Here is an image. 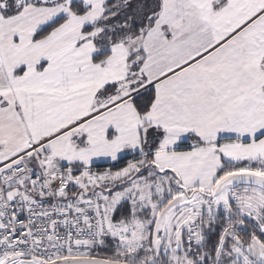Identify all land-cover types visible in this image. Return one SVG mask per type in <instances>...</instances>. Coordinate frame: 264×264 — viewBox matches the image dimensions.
Returning a JSON list of instances; mask_svg holds the SVG:
<instances>
[{
    "label": "snow or ice",
    "instance_id": "6c2138e0",
    "mask_svg": "<svg viewBox=\"0 0 264 264\" xmlns=\"http://www.w3.org/2000/svg\"><path fill=\"white\" fill-rule=\"evenodd\" d=\"M0 264H264V0H0Z\"/></svg>",
    "mask_w": 264,
    "mask_h": 264
}]
</instances>
